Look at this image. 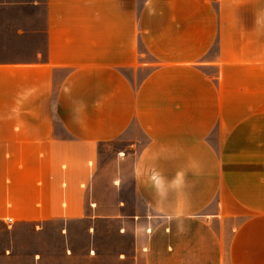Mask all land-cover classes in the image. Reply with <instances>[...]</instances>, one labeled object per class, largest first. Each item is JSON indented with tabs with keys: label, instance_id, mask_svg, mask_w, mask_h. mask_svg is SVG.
Returning a JSON list of instances; mask_svg holds the SVG:
<instances>
[{
	"label": "crops",
	"instance_id": "crops-1",
	"mask_svg": "<svg viewBox=\"0 0 264 264\" xmlns=\"http://www.w3.org/2000/svg\"><path fill=\"white\" fill-rule=\"evenodd\" d=\"M86 218L264 264V0H0V220Z\"/></svg>",
	"mask_w": 264,
	"mask_h": 264
},
{
	"label": "rangeland",
	"instance_id": "rangeland-1",
	"mask_svg": "<svg viewBox=\"0 0 264 264\" xmlns=\"http://www.w3.org/2000/svg\"><path fill=\"white\" fill-rule=\"evenodd\" d=\"M133 255L132 230L112 218L0 220V264H134Z\"/></svg>",
	"mask_w": 264,
	"mask_h": 264
},
{
	"label": "built area",
	"instance_id": "built-area-1",
	"mask_svg": "<svg viewBox=\"0 0 264 264\" xmlns=\"http://www.w3.org/2000/svg\"><path fill=\"white\" fill-rule=\"evenodd\" d=\"M8 221H9V222H12V219H9Z\"/></svg>",
	"mask_w": 264,
	"mask_h": 264
}]
</instances>
